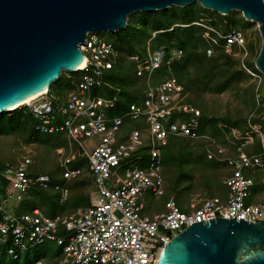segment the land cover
I'll return each instance as SVG.
<instances>
[{
	"label": "built area",
	"instance_id": "built-area-1",
	"mask_svg": "<svg viewBox=\"0 0 264 264\" xmlns=\"http://www.w3.org/2000/svg\"><path fill=\"white\" fill-rule=\"evenodd\" d=\"M196 24L204 28L208 56L214 54V46L220 45V39L225 40V52L232 53L236 47L242 67L258 81L256 109L263 106L259 91L264 75L245 62L248 49L244 34L236 28L223 33L212 25ZM150 41L143 52L126 56L135 64L137 76L144 78L146 91L143 101L130 103L123 115L108 113L116 105L118 89L111 97L92 92L93 88L109 85L104 74L120 56L114 44L101 39L97 32H88L84 43L79 45L86 63L74 71H82L75 89L60 95L49 88L19 106L25 107L37 121V131L65 134L66 145L55 150L63 180L54 186L60 194L59 202L64 204L68 200L72 181L82 173L91 178L93 189L89 205L78 206L69 214L50 216L39 208L20 214L11 212L5 207L8 202L19 204L28 198L32 187L48 189L51 181L46 173L31 175L33 160L29 153L16 164H8L3 173L8 186L0 194V243L9 240L5 250L9 260L19 264H49L50 259L23 262V257L28 250L51 241L61 249L52 264H157L164 244L195 222L218 217L264 222V132L260 124L253 122L256 109L249 114L246 128L233 132L229 142L235 155L229 154L227 147L199 132L201 111L184 102L183 86L175 76L157 85L152 83L154 73L169 61L165 50L153 48ZM181 54V50L173 51L170 58ZM126 119L142 121L145 127L121 135ZM169 137L207 142V158L225 163L229 169L222 179L227 189L225 198L213 196L182 210L175 198L169 197L164 210L143 212L149 193L155 198L165 193L162 147ZM256 139L260 141L259 151L248 152ZM146 140L147 156L134 154ZM76 155L85 158L83 167L71 166ZM257 184L263 187L258 193L254 191Z\"/></svg>",
	"mask_w": 264,
	"mask_h": 264
},
{
	"label": "trees",
	"instance_id": "trees-1",
	"mask_svg": "<svg viewBox=\"0 0 264 264\" xmlns=\"http://www.w3.org/2000/svg\"><path fill=\"white\" fill-rule=\"evenodd\" d=\"M184 9L186 8L184 7ZM179 10L176 11V6H173L164 11L140 12L139 14H132L128 18L127 27L125 29L129 40H126L125 42L113 43L116 49L119 51L120 56L114 67L106 71L104 74L105 82H107L109 85L93 88L92 92L94 94L111 97L118 89L119 93L116 105L114 108L108 111V113L112 116L123 115V113H125V111L128 109L129 104L132 102H142L146 91L144 78L137 76L135 64L128 61L126 56L129 53L143 52L145 50L146 43L151 40L150 42L153 48L161 47L165 50L167 59L169 61L167 65L157 70L161 71L162 76H164L160 77L156 83H152L157 85L165 78L169 76H175L178 82L183 86V94L185 95L184 102L190 103L201 111L199 132L210 135L215 139L217 145L227 147L229 149V154L235 155V151L233 150V147L229 141L233 138L232 135L234 131H243L246 128L249 114L256 109L255 90L253 93L254 102L251 104V109L247 114L243 115H240L239 111L231 112L230 110H226L224 114L219 113L216 115L209 113V107L204 101V95L208 93L220 94L224 91H227L230 88L235 87L239 81L247 79L250 75H248L242 69H239L240 59L238 56L233 55V52L237 51L236 47H233L232 53L225 52L223 47L225 40L223 39L219 40L220 45L214 46V54L211 56L207 55L206 48L208 47V43L203 37L204 28L195 22H197L199 19H202L203 11L217 17L221 16L219 13L202 8L199 3H194V5H191L189 9L187 8L186 11H183L184 13L176 15L178 12H180ZM178 17H180L182 20H177ZM224 17H226L228 21L224 25L220 26L214 21L211 22L212 26L223 33H227L230 29H232L234 27L233 24L245 21L242 16L237 21L233 17V13L224 15ZM176 50L182 51L181 56L177 58H170L172 52ZM245 62L248 66L255 68L253 61L246 59ZM66 73L67 72H63L60 79L50 86L51 92L64 95L75 89L76 84L81 80L82 71ZM256 113L257 116L253 119V122L260 124L261 129L264 132L263 106L256 109ZM36 123L37 121L32 117L30 112L25 107H18L14 110L2 112L0 113V137L20 134L25 137V142L36 143V140L38 139H36L35 135H26L23 131V128L29 124V126L32 127V130L38 133L39 131L35 129ZM140 125L141 121L139 120L126 119L125 123L121 127V135H126L131 129L140 127ZM218 125L221 129L217 127ZM208 127L213 128L209 129ZM57 134H59L63 140L62 144L55 147V150L59 146L66 145L65 134ZM224 134L225 136L227 135V137L225 139L223 138V140L216 139L214 136H212ZM48 144L49 142L47 139L39 142V145L37 143L38 146L42 145L43 147L41 148L44 149H47ZM51 144L52 142L50 141V146ZM206 145L207 142L203 139L194 140L187 137H169L167 139L166 145L162 147L163 176L164 172L167 173L165 168L172 164H177L179 167L186 165L187 167L200 172L211 171V174L214 173L216 176L215 180L209 182V184H211L209 188V194L210 197L217 195L219 196L218 193L221 191L220 187L223 185L222 179L229 170L227 169V165L225 163H219L216 160H210L207 158ZM169 146H174V151L170 152L168 155H163V148ZM192 146L195 147L193 148ZM148 149L149 145L147 144L146 140L145 144L141 146L134 154L142 153L147 156ZM198 149L203 151L206 159L210 161L209 164L201 163L196 161L194 158L182 159L184 157L183 155L189 156V153H192ZM212 149H215V147H212ZM259 149L260 141L259 139H256L255 144L247 149V151L257 152ZM28 153L29 152H26L24 155H27ZM22 156H20L18 160L21 159ZM31 157L33 160V163L30 166L31 175L35 177L36 175L42 173L48 174L51 181L50 188L43 189L39 185L32 187L29 191L28 198L20 202V205L15 210L16 213L20 214L30 212L35 208L41 207L40 210L42 212L50 216H54L56 214H69L78 206L89 205L90 193L85 195V193L82 191L83 187L86 185L91 187L90 182L86 181L84 177L87 174L82 173L80 177L72 181L71 184L73 189L76 188V191L70 193L68 200L66 203H64V205L59 202L60 194L54 188L56 184H61L63 182L61 178L62 168L60 162V175H58L55 170H49L48 172H33L31 168L35 162V157ZM18 160L14 163H9L5 160L0 161V194L5 191L8 185L3 176L6 166L8 164H16ZM85 162V158L76 155L74 161L71 163V166L83 167ZM219 167L226 169L222 178L221 175H218L217 173ZM182 176L185 177L186 175ZM175 184L176 185L171 188L177 198L174 196H169V194L166 192L165 186V193L163 195L164 199L166 201L169 197H174L182 210H188L183 207L182 202L179 200V197H182V191L180 187H177L179 184ZM262 189L263 187L260 184H257L254 187V191L256 193L262 191ZM36 198H39L41 204L37 203V200L35 201ZM9 245V240L7 242L0 243V264H19L18 261L13 262L6 256L5 250ZM32 250L33 249H30L26 252L23 257V262L34 261L40 258H44L47 262H49L48 259L50 258L49 264H52L54 263L53 259L59 256L61 253V249L58 248L57 252H55V255L52 254L50 257L46 255H39L36 258H31L30 253Z\"/></svg>",
	"mask_w": 264,
	"mask_h": 264
},
{
	"label": "water",
	"instance_id": "water-1",
	"mask_svg": "<svg viewBox=\"0 0 264 264\" xmlns=\"http://www.w3.org/2000/svg\"><path fill=\"white\" fill-rule=\"evenodd\" d=\"M196 2L222 15L241 12L257 24L255 67L264 75V0H0V113L74 72L88 32H116L134 13ZM259 93L264 99V84ZM157 264H264V222H195L164 244Z\"/></svg>",
	"mask_w": 264,
	"mask_h": 264
},
{
	"label": "rangeland",
	"instance_id": "rangeland-1",
	"mask_svg": "<svg viewBox=\"0 0 264 264\" xmlns=\"http://www.w3.org/2000/svg\"><path fill=\"white\" fill-rule=\"evenodd\" d=\"M191 5L194 4L187 5L185 6V8L189 9ZM186 9H184V7L176 6V11L178 10L180 11L176 15H180L184 13L183 11H186ZM139 13L140 12H137V14ZM202 13H203L202 19L201 20L199 19L195 23L203 22L212 25L211 22L214 21L215 23L221 26L228 22L226 17H224V15L222 14H220L221 15L220 17H217V16H212L211 14H208L207 12L204 11ZM230 13H233V17L237 21L241 16L243 17L241 12L235 10L231 11ZM177 20H182V19L178 17ZM244 20L245 21H242L241 23L233 24L234 26L233 28L239 29L244 34L245 45L246 48L248 49V56L247 58H245V60L248 59L249 61H253L255 66V59L261 47V36L256 23L247 21L245 18ZM126 27L123 30H119L116 32L100 31L97 33V35L101 39L110 41L112 43L125 42L126 40H129V37L126 35V31H125ZM233 55L238 56V50L236 52H233ZM250 68H252L253 70H257L256 67L255 68L250 67ZM239 69H242L247 73V71L242 67L241 61H240ZM163 76L161 71L155 72L152 77L153 83H156L158 79ZM257 82L258 81L253 76H248L247 79L243 81H239V83L235 87H232L229 90L224 91L220 94H211V93L205 94L204 101L206 105L209 107V113L217 115L219 113L224 114L226 110H230L231 112L239 111L240 115L247 114L251 109L252 102H254L253 93L254 90L256 91ZM263 84H264V79L262 80L261 86ZM140 127H145L142 121ZM217 127L220 128L219 125ZM208 128L210 129L213 127H208ZM23 131L25 132L26 135H35L36 139H38L36 140V143L25 142V137H23L20 134L12 135V136H2L0 137L1 138L0 161L5 160L6 162L14 163L18 160L20 156L24 155L26 152H29L31 156L35 157V162L31 168L33 172H48L49 170L50 171L55 170L56 173L60 175L61 170L59 168V157L55 152V147L62 144L63 138L57 133L54 134H44L39 132L37 133L34 130H32V127L29 126V124L23 128ZM212 136H214L216 139L219 140H223V138L225 139L227 137V135L225 136V134L212 135ZM44 139H47L49 142L47 149L41 148L43 147L42 145L38 146L39 142H41ZM50 141L52 142L51 146H50ZM192 147L194 148L195 146ZM174 149H175L174 146L164 147L163 155H168L170 152H173ZM189 154H190L189 156L183 155L184 157L182 159L194 158L196 159V161H199L201 163H205V164L210 163V161L206 159V156L203 153V151H201L200 149L195 150ZM165 169L167 172V173L164 172L166 192L169 194V196L176 197L171 187L176 185L175 183H178L179 186L177 187H180L182 191L181 194L182 197L181 198L179 197V200L182 202V205L185 209H189L191 204H199L204 199L210 197L209 188L211 184H209V182L215 180V176H216L214 173L211 174V171L200 172V171H196L195 169H191L186 165H184L183 167H179L177 166V164L174 165L172 164L166 167ZM225 171H226L225 168L223 169V167H219L217 173L218 175L220 174L222 178ZM182 175H186V176L184 177ZM84 177L85 180L89 181L91 184V178L87 175H85ZM220 188L221 191L218 193L219 195H224L227 193V190L223 185H221ZM92 189H93L92 186L90 187L86 185L83 187L82 191L85 193V195H88ZM75 191L76 188L72 190V192ZM35 201L41 204L39 198H36ZM164 202H165L164 196L155 198L149 193L144 201L145 209L143 212L147 214L160 212L164 210ZM19 205L20 203L17 204L15 201H10L5 205V207L7 208V210L13 212L14 210L17 209ZM39 209H41V207ZM58 248L59 247L54 242L48 241L40 245L39 247L33 249L30 253V257L36 258L39 255L42 256L46 255L50 257V255L52 254L55 255V252H57Z\"/></svg>",
	"mask_w": 264,
	"mask_h": 264
},
{
	"label": "bare ground",
	"instance_id": "bare-ground-1",
	"mask_svg": "<svg viewBox=\"0 0 264 264\" xmlns=\"http://www.w3.org/2000/svg\"><path fill=\"white\" fill-rule=\"evenodd\" d=\"M85 63H86V59L84 58V59L82 60V62L79 64V66L77 67V69H78V68H82V67L85 65ZM45 91H46V90L44 89V90H42V91H40V92H38V93H36V94L30 96V97H27V98L24 99L23 101H20V102H18V103H16V104L10 106V107L8 108V110H13V109H15V108H18L20 105H22V104H24V103H27L28 101L34 99L35 97H37L38 95H40L41 93H43V92H45Z\"/></svg>",
	"mask_w": 264,
	"mask_h": 264
},
{
	"label": "crops",
	"instance_id": "crops-1",
	"mask_svg": "<svg viewBox=\"0 0 264 264\" xmlns=\"http://www.w3.org/2000/svg\"><path fill=\"white\" fill-rule=\"evenodd\" d=\"M227 169H228V167H227ZM228 170H229V169H228ZM226 194H227V193H226ZM226 194H224V195H219V196L222 197V198H225Z\"/></svg>",
	"mask_w": 264,
	"mask_h": 264
}]
</instances>
